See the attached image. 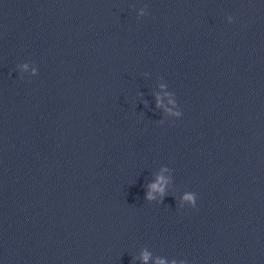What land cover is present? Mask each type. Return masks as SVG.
Instances as JSON below:
<instances>
[{
    "label": "clouds",
    "instance_id": "1",
    "mask_svg": "<svg viewBox=\"0 0 264 264\" xmlns=\"http://www.w3.org/2000/svg\"><path fill=\"white\" fill-rule=\"evenodd\" d=\"M145 7H147V6H145ZM140 15L142 17L146 15L144 9H141ZM228 19L230 22L233 21V18L231 16H229ZM25 67H27V65H25ZM157 106H159V105H157ZM176 107H177V110L171 111L170 115L178 119L182 116V112L179 110L178 105H176ZM159 123L163 124L164 123L163 119H161L159 121ZM167 170H168L167 167H164L161 169V171H167ZM167 184H168V181L163 176L156 175L155 182L151 181V182L147 183V185L144 186L146 189L144 199L148 202L155 201L156 195H154V193H158L160 196V199H159V201H157V203H163L165 196L168 195V192H166ZM196 200H197V196L194 192L189 193V194H185V195H183L181 203H179V207L183 208L184 207L183 202L186 201L188 203L189 207L195 208ZM149 256H150V254L147 251H145L141 254L140 258L144 262V264H147ZM133 259H135V258H133ZM157 264H164V262L162 260H158Z\"/></svg>",
    "mask_w": 264,
    "mask_h": 264
}]
</instances>
